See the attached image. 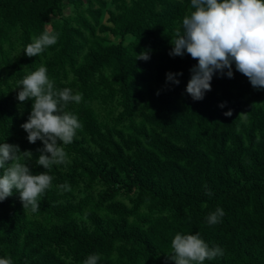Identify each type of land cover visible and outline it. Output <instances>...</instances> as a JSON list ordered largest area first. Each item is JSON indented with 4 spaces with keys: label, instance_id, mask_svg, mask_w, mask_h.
<instances>
[{
    "label": "trees",
    "instance_id": "1",
    "mask_svg": "<svg viewBox=\"0 0 264 264\" xmlns=\"http://www.w3.org/2000/svg\"><path fill=\"white\" fill-rule=\"evenodd\" d=\"M194 10L191 0H0V144L30 150L32 174L53 178L36 213L15 190L0 202V258L173 264L174 236L199 233L223 251L204 264H264V89L233 64V78L214 74L203 100L186 93L198 62L170 56V41ZM46 30L57 43L26 56ZM40 66L54 89L83 96L64 108L82 125L67 161L48 170L36 165L43 144L20 127L32 101L16 98ZM166 73H182L179 85ZM217 208L225 215L210 225Z\"/></svg>",
    "mask_w": 264,
    "mask_h": 264
},
{
    "label": "clouds",
    "instance_id": "2",
    "mask_svg": "<svg viewBox=\"0 0 264 264\" xmlns=\"http://www.w3.org/2000/svg\"><path fill=\"white\" fill-rule=\"evenodd\" d=\"M191 7L195 10L183 18V32L176 30L169 52L172 57L188 54L198 62L190 69L186 93L194 101L203 100L205 93L211 91L214 74L219 72L221 76L226 74L233 78V64L254 89H264V0H191ZM57 38L56 34L46 30L33 36L23 52L28 57H37L55 45ZM137 57V60L149 59L147 52L143 51ZM178 76L182 73H166V82L179 85ZM18 89L16 98L21 104L32 101L30 115L20 127L27 133L30 144L37 141L43 144L37 149L36 165L48 170L52 165L64 164L67 161L64 146L73 142L76 131L82 126L77 116L64 108L69 102L79 104L82 94H73L71 88L54 89V81L49 79L45 66L20 80ZM219 107L223 108L225 104ZM224 115L232 116L231 110ZM31 159L33 153L30 150L21 152L18 145L0 144V170H3L0 202L13 196L15 190L19 193L23 210L36 213L39 210L38 197L50 188L53 178L47 171L32 174L25 162ZM59 187L70 190L67 183ZM224 215L223 209L217 208L209 214L207 221L215 225ZM171 248L172 255L167 258L173 264H204L206 260L223 255L220 247L210 248L199 233L176 234ZM99 259V255L92 254L83 264H97ZM0 264H12V261L0 258Z\"/></svg>",
    "mask_w": 264,
    "mask_h": 264
}]
</instances>
